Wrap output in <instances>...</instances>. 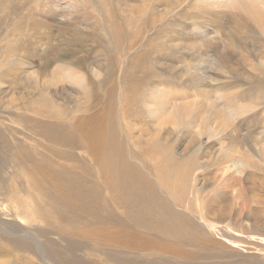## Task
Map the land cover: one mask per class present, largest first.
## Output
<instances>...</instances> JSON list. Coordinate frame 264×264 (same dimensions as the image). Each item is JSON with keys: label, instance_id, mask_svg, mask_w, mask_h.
<instances>
[{"label": "rangeland", "instance_id": "rangeland-1", "mask_svg": "<svg viewBox=\"0 0 264 264\" xmlns=\"http://www.w3.org/2000/svg\"><path fill=\"white\" fill-rule=\"evenodd\" d=\"M0 1L4 2L3 4L0 2V39L4 37L9 28L20 27L25 30V34L28 36L24 39L27 54L23 52L28 59L31 53L32 56L42 53L43 58L48 61L45 65H48L53 63L54 58H59L64 63H70L86 78L82 87L79 88L80 90H77L76 87L67 89L73 97L70 99L62 97L65 101L61 98L59 104L63 105L64 102L68 104L62 106L60 120L55 117L59 120L56 123V119L50 117L45 119V122H50V125L47 123L45 125L53 127L52 130H47L46 134L42 133L43 139L40 136L39 141L37 139L39 137H36V141L30 137L31 140H26L28 146H25L34 147L35 152L27 149L28 155H26V151L21 147L11 150L7 144L0 142L1 227L3 226L7 232L22 234L19 227L23 226L19 224L15 216L11 215V212L7 214L6 209L9 208L11 197H16V195L18 197L19 194L26 196L25 181L22 182L21 177L23 176H19V173L20 175L25 173L26 177L27 174L30 175L32 183H35L44 192V200H47L48 204L51 203L49 204L50 209L52 210V206H54V209L57 210L52 212L57 217L60 215L62 218L63 215L62 219H64L57 222L64 224L57 227L61 231L51 229L52 225L49 223L46 226L45 224L41 225V227L29 226L26 230L51 232L54 234L52 238L58 240L59 244L62 243L60 244L62 248L65 246V242L60 241L61 238L81 242L83 239L86 240V237L88 241V237H90L91 240L88 242L97 244L94 242L97 240L92 241V239H99L102 236L100 238L102 242L110 244L112 236L127 229L139 234L145 240L147 239L146 241L164 242L162 239L152 237L154 230L150 227L146 231L144 226L137 225V227L131 222L124 209H121L123 204L119 207L118 186L112 185L110 181L115 183L120 177L121 164L125 160L126 163L135 166L136 170L151 181V184H154L153 176L154 178L161 177L167 187L181 190L178 195L190 201L192 206H197L202 211L201 213L205 212V215L210 216L208 219L218 228L212 236H216L215 238L220 241L218 244L220 249L218 248L217 252L220 253L223 264H264V169L263 171L254 170L255 167H252V170L249 167V172L245 168V173L242 172L240 177L234 174L223 175L221 169L228 159L222 163L216 161L223 158L225 154H217L214 150L220 146L241 145V147H246V144L251 149L250 140L256 139L259 142L264 140V71L257 64L260 57H264V52L258 53L254 50L238 48L235 44L228 47L227 53L224 54H218L211 49L189 52L174 46L178 41L191 44L192 38L187 39L189 35L187 32L191 33L189 30L191 20L188 22V17L193 16L195 23L203 20L194 17L197 12L195 0H187L177 6L176 9L180 7L177 10V15H175V8L169 9V5H167L169 0H147L146 5H142V2L138 0H130V3L123 2V0H111V2L110 0H92L90 2L85 0L86 3L83 0H65L66 4L62 0L61 2L59 0ZM77 1H80V3L78 2L80 5L76 4ZM96 1H99V4ZM12 18L13 20H11ZM14 38L16 37L7 36L8 42L12 43L8 59H11L12 55L16 53L13 51ZM231 38L234 40V37ZM3 46L2 44L1 47L3 48ZM22 49L24 50V47ZM22 49L21 51H23ZM34 60L33 57L28 62H34ZM8 65L7 61L0 62V72ZM33 65L37 69L38 65L35 63ZM250 66H252L255 75ZM90 67L95 70L97 68L98 73L92 72ZM25 68L28 67L25 66ZM12 70L14 71V69ZM20 71L21 69L17 72L20 74ZM223 71L224 73H222ZM19 74L17 78L11 75L7 78L4 77L3 84L17 80L18 84L24 85L25 80ZM246 75L252 80L246 79ZM159 89H162L160 93L167 94V99H171V95L172 100L175 99L180 104L184 102L192 104L194 101H197V104H202L206 98H209L210 101L216 99L215 102H218L220 97L221 100L224 98L225 100H235L236 97H243L245 103L252 104L254 101L252 97L255 98V95H260L261 100L260 106L253 107L254 111L246 114L247 117L243 116L240 120L238 117V122L234 121L232 127L237 126L236 128L240 131L238 134L237 130L234 139L226 140L221 135L212 136L203 131L199 140L191 144L189 154L184 152L183 156H179L178 154L183 151L182 146L189 142L193 130L200 125L201 117L197 120L198 116H195V113H190L189 117L193 119L191 125H177L174 134L168 138V145L159 146L155 141L154 145H147L146 142L150 138L154 139L155 135L158 136L160 133L165 136L171 122V120L165 122L166 116L161 114L160 108L163 106L161 103L165 97L158 94ZM76 91L78 96L75 95ZM122 97L125 99L123 112H125L124 119L129 132L126 129L124 131L123 119L119 115V100ZM44 104L48 107L49 100L45 99ZM166 110L164 111H169L167 108ZM90 116L96 117L100 124V128L91 131L93 150L91 144L77 130L78 122H82ZM243 118H246L244 119L246 121L242 122ZM0 123L5 122L0 120ZM110 123L114 125L115 131L112 133L114 137L110 135ZM155 128H159V133H155ZM81 138L85 142H82ZM110 141L114 145H109ZM30 144L31 146H29ZM134 145L135 147H133ZM113 146L119 152V155L117 153L114 155L118 158L112 154L115 152L114 149L110 150ZM212 153L218 155V158L213 159L215 161L212 162L213 164L209 162L207 166H200L197 163L196 159L201 158V155L208 154L209 156ZM120 155H122V159H120ZM194 162L199 167L195 172L194 170L198 167L195 165L193 167ZM20 170L23 172H19ZM71 185H75V187ZM155 185L153 186L156 193L163 196L164 193L160 192L158 185ZM2 187H4L5 194L1 192ZM12 187L13 190H11ZM70 188L75 191H71ZM109 188H111V192ZM51 190L53 193L50 192ZM56 193H59V196ZM56 201H59L58 205H61L59 213ZM63 203L72 206L77 204V209L79 207L81 209L73 213L74 220L70 222V225H66L68 215ZM142 203L144 208L150 207V210H154V204L150 206L146 202ZM139 205H142L141 202ZM5 207L6 209H4ZM198 212L200 211L198 210ZM109 213L114 216L110 217ZM194 216L200 217L199 215ZM194 218L195 221L197 218ZM111 220L113 221L111 222ZM227 225L228 227H226ZM232 231L236 232L235 234L238 236H234L235 238L231 236ZM7 236L0 233V264L31 262L33 260H30L31 255L34 252L38 253L33 242L18 235ZM47 236L49 237V235ZM106 236L110 238L107 239ZM213 237L210 240L208 238L212 244L216 241ZM100 239L98 244L101 245ZM105 239L108 241L104 242ZM173 239L174 242L171 241V238H167V241L173 245L178 238L174 235ZM222 240L224 241L222 242ZM234 242L237 247L234 250L223 248V244ZM186 243H188L187 246H181L179 249L188 253L192 242L188 240ZM85 245L92 248L91 245ZM168 246H170L169 243ZM145 255L141 256L147 258ZM144 260L147 261V259Z\"/></svg>", "mask_w": 264, "mask_h": 264}, {"label": "bare ground", "instance_id": "bare-ground-1", "mask_svg": "<svg viewBox=\"0 0 264 264\" xmlns=\"http://www.w3.org/2000/svg\"><path fill=\"white\" fill-rule=\"evenodd\" d=\"M8 1L10 2L11 0H8ZM59 1L61 2V0ZM63 1L66 4L67 0L66 1L62 0V2ZM90 1L92 0H89V2ZM125 1H127L126 3H130V0H123V2ZM138 1L142 2V5L143 4L146 5L147 3V0H138ZM186 1L187 0H169L167 5H169L170 10L175 8L174 10L176 11L175 15H177V12H178L177 10L180 7H178V9H176V7L182 3H185ZM78 2L80 3V1H77L76 4L80 5L78 4ZM96 2L99 4V1H96ZM84 3H86V1ZM194 3H196V9H197V12L195 13L196 16H194L195 19H198V20L203 19V20L202 21L200 20L199 23H195L193 22L194 20L193 16H190V17L187 16L188 22L189 20H191V24L189 25V30L191 33L187 32L189 34L187 39L192 38L193 40L192 39L190 40L191 44L178 41L176 42L177 44L173 43L174 46H177V48L183 51H189V52L191 51L193 52L195 50H198V52L201 50L207 51L211 49V51H215L218 54L219 53L224 54V53H227L228 47H231L232 45L235 44L238 48H245L246 50H250V51L254 50V51H257L258 53L264 52V0H195ZM11 20H13V18ZM183 30L185 29L183 28ZM8 35H11L12 38L16 37L13 39L15 40L13 43V47H14L13 51H15L16 53L12 55L11 59H8L9 53L11 52L9 48L10 46H12V43L10 44L7 40ZM27 37L28 36L25 34V30H22V28L16 26L15 28H11V29L9 28V30L6 32L4 37L0 39V50H1L0 51V62L2 61L9 62V65L6 66V68H4L3 71L0 72V120L6 123V124L0 123V142L2 143L4 142L5 144H7V146L11 148V150L20 149L21 147L23 150L26 151V155H28V152H27L28 150L35 152V150L33 149L34 147L33 148L27 147L28 145H27L26 140H28L29 137L34 139L33 141H36V137H39L37 138L38 141L41 138L43 139L42 133L46 134L47 130H50L51 128H53L51 126H47V125H50V122L49 123L45 122V119L50 117V118L56 119L55 122L57 123L61 118L62 106H65L66 104H68L66 102H64L63 105H61L62 103L59 104L61 101V98L65 97V99H70L71 97H73L70 94L71 92L69 93L67 89L76 87L78 90L79 88L82 87L86 79L85 76L80 71H78L77 69H74V67L70 63H64L62 59L54 58L53 63H49L48 65H45V63H47L48 61H46V59L43 58L42 53H37V55H33V56L31 53L28 59L26 57L27 52H25L26 44L24 40ZM231 37H234V40ZM2 44L4 45L3 48L1 47ZM23 47H24V50L22 49ZM21 49L23 51H21ZM23 52H25L26 54ZM33 57L35 58L34 62H31L32 60L28 62V60L32 59ZM33 63L38 65L39 68L37 67V69H35V67H33L34 66ZM257 64L260 68H263V71H264V57L263 56L260 57L259 62ZM25 66H27L28 68H25ZM47 67L49 69H45ZM251 67L252 66H250V68ZM90 68L93 70L92 72H95V74L98 73L97 68L96 70L93 67H90ZM12 69H14V71ZM20 69L21 71L19 74V72L17 71ZM222 73H224V71ZM252 73H253V70H252ZM18 74L21 75V78L25 80L24 85L18 84L17 80L16 82L12 81V82H8V84H3L4 77L7 78L11 75L17 78ZM253 74L255 75V73ZM246 79L249 80L251 79V77L246 75ZM19 80L21 81V79ZM1 86H4V87H1ZM160 90L162 89L158 90L159 91L158 94L161 96H164L165 99L164 101L163 99H161L163 101L161 105L163 106L160 109L163 113L160 110L159 111L161 112V114L166 116L165 118L166 121L163 119L164 117L162 118L163 121L167 122V120H171V122L169 121L170 122L169 128L167 127L168 129L165 132V136H163V134H160L158 132L159 128H155V133L156 134L159 133V135L158 136L155 135L154 139L150 138L146 142L147 145H152V144L154 145V141L159 146L164 147V145H168L169 143L168 138H170L174 134V131L177 129V125H181V124L191 125L193 119L189 117L190 113L192 114L195 113V116H198L197 120L201 117L200 125H198L197 128L193 130L189 142L182 146L183 151H181V153L178 154L179 156L180 155L183 156L185 154L184 152H187V153L190 152L191 149L189 150V148L191 147V144L199 140V137L200 135L203 134L202 133L203 131L208 132V134L212 136L221 135V137L226 140L234 139L236 136V132L238 130L236 128L237 126L232 127L234 126L233 125L234 121L236 120V122H238L237 121L238 117H239L238 118L239 120L243 116L247 117L248 115L246 114L254 111L253 107L257 108L258 106H260V100H261L260 95H257V96L255 95V98L252 97L254 99L252 104L245 103L243 100V97H236L235 100L229 99L230 97L228 98L229 100H225V98L224 100H221V97H220V101L218 102H215L216 99L214 101H210L209 98H206V100L203 103L201 102L202 104H197V101H194L192 104H186L185 102L183 104H180L179 102L177 103L175 99L172 100L171 95H170L171 99L169 98L167 99L166 98L167 94L165 95L163 93H160ZM75 95L76 96L79 95L77 91L75 92ZM4 98L6 99L4 100ZM159 98H162V97H159ZM45 99L49 100L48 107L45 106L44 104ZM154 99L156 98L154 97ZM124 105H125V99L122 97L119 100V109H120L119 115L123 119L122 125L124 127L123 126L122 127L124 128V131L126 129L127 132H129V128L126 125V121L124 119L125 117V114H124L125 112H123L125 110L123 107ZM166 108L169 109L168 112H166L167 111ZM49 113H51V115H49ZM55 117H57L59 120H57V118ZM156 117L158 116L156 115ZM244 119L246 118H243L242 122L246 121ZM46 123L47 125H45ZM96 128H100V124L98 123V119L93 116H90L89 118L84 119L82 122H78V125H77V130L81 132L82 137L84 136L86 140L89 142V144H91L92 150H93L94 144L91 141V131L95 130ZM109 131H110L111 137H114L112 133L115 131V129L112 123H110ZM238 134H240L239 130H238ZM40 136L42 137L40 138ZM111 141L113 142V140ZM82 142H85V141L82 139ZM112 142L109 145H114ZM249 143H251L250 145H252L251 149H249L248 144H246V147H241V145L235 146V147L220 146L214 149L217 154L219 153L225 154L223 158L218 159L216 161L218 162L220 161L222 163V161L228 159L227 163L223 164L222 169H221V172L223 173V175L234 174L237 177H240L242 175V172L245 173V168H247L248 170L249 167L251 168L255 167L254 170L263 171L264 169V140L259 142L256 139H253V140H250ZM31 144L29 146H31ZM133 147H135V145ZM113 149L115 151V152H112L113 156L115 155V153L119 155V152L115 148V146H113V148L110 150H113ZM217 154L212 153L209 156L208 154H206L205 156L201 155V158H197L196 161L200 166H207L209 162L211 163L215 162L213 161V159L218 158ZM12 155L14 157V153ZM121 156L122 155L119 156L120 159H122ZM114 157L118 158L116 156ZM109 163L111 164V162ZM194 165H195V162L193 164V167ZM197 169H199V167L196 168L194 172ZM21 171L23 172V170H20L19 172ZM119 174H120V177L117 179L119 181L116 180L115 183H113V181L109 180L112 185L115 184L116 186H118L117 194L120 197L119 198L120 203H118L119 207L121 206V204H123L121 209L122 208L124 209L126 214L129 216L131 222L136 224V226L137 225L142 226V227L144 226L146 231L150 227L152 230H154V235L152 237H155L156 239H162V241L164 242L146 241L147 239L145 240L139 234L132 232L130 229H127L124 232H121V231L117 232L111 238L109 237L110 244L103 243L102 240L100 239L102 238L101 236L99 238L101 240L100 242H102V244H105V245L98 244L99 239H92V241L97 240V241H94V242H97V244L96 243L90 244L91 242H88L91 240L90 237H88L89 238L88 241H87V237H86V240L83 239L87 243H85L83 240L82 242L80 239L79 240L81 242H76L73 240H64V238H61L62 240L60 241L65 242V246L62 248L60 247V244L62 243L60 242L59 244L58 240L53 239L54 237L52 238V235L54 234H52L51 232L50 233L47 231L43 232L42 230L38 232L37 231L30 232L29 230H26V228H28L29 226H33V227L40 226L41 227V225L45 224L46 226L49 223L52 225L51 229H54V230L57 229L59 231L60 229L57 227L61 224L62 225L64 224L62 222L60 223H57V222H59V220H64V219H62L63 215L61 218L60 215L59 217H57V215L53 213L54 212L53 210H56V209H54V206L52 205L50 206H52L53 209L52 210L50 209L49 204L51 203L49 202L48 204L47 200H44L45 199V196L43 195L44 192L41 190L39 186H36L35 183L34 184L32 183L31 181L32 177L29 175L31 177L30 178L28 174L26 177L25 173H22L21 175L19 173V176H23L21 177L22 178L21 181L22 182L25 181L24 184L26 186L25 188H26L27 194L26 196L24 195L21 196L22 194L21 195L19 194L18 197L16 195L17 198L11 197V203L8 205L9 208L6 206L8 210L6 209V207L4 209H6L7 214L8 212H11V215L13 217L15 216V219L19 222V224L23 226V227L21 226L19 227L22 230V234H14L12 232H7L6 229L3 228V226L2 227L0 226V233L8 235L7 237H10V236L13 237L16 235L22 236L24 239H29L31 240V242H33L38 253L34 252L33 255H31L32 258L30 260L33 259L31 262L23 261L21 262V264H28V263L29 264H223L221 262L220 253L217 252L219 251L218 248L220 249V246H218V244H220L219 243L220 241H218L219 240L218 238H215L216 236L215 237L212 236V234L214 235V231L218 228L215 226L213 222H210V220L208 219L210 218L209 215H205L204 211H203L204 213H201L202 211L197 206H192V203L190 201L178 195V193H180L181 190L171 189L169 186L167 187L162 182L163 179H161V177L154 178L153 176L152 179L154 180V184H156L155 186L158 185L160 192L164 193L162 194L163 196H160V193L159 194L156 193L154 186H153L154 184H151V181L148 178H146L140 171L136 170L135 166H133L132 164L126 163L125 160H123L121 164V169H120ZM70 184L71 183L69 182V185ZM73 186L75 187V185ZM168 188H170L171 190ZM109 189L111 192V188ZM11 190H13V187ZM71 191L74 192L75 190H71ZM1 192L5 194L4 187H2ZM50 192L53 193L52 190ZM56 194L58 195L59 193H56ZM107 194L109 195L108 192ZM33 196H35V199H33ZM51 198L53 197L51 196ZM136 199H137V202L140 201L142 205H139L140 202H138L137 204ZM12 202H13V207H12ZM56 202L58 205L59 201H56ZM142 202H146L150 204V206L151 204L152 205L154 204L153 206L154 210H150L149 209L150 207L144 208L145 206L143 205ZM60 206L61 205L56 206L58 209V213L61 212ZM64 206L67 212L66 214L68 215L66 217V222H67L66 225L68 224L70 225V222H73L74 220L73 213L81 209L80 207L79 209H77L78 208L77 204H75L74 206L70 204L68 205L64 204ZM12 209H14V211H12ZM198 210L200 212H198ZM208 213L210 214V212ZM194 215H199L200 217L194 216ZM111 216L112 215L110 214V217ZM194 217L197 218L195 221H194L195 219ZM113 220H111V222ZM86 221H88V219ZM114 224H115V221H114ZM226 227H228V225ZM143 232L145 233V231ZM235 233H233L232 231V233L230 234L233 237L238 236ZM47 235H49V237ZM174 235L178 238V240L175 244L171 245V242H168L167 238H171V241L173 240L174 242V239H173ZM211 236L214 239H216V241L213 240L214 241L213 244H212V241H209L210 239H212ZM96 238H98L97 235H96ZM106 238L109 239L107 236ZM113 239L116 241L115 245H114ZM188 240L192 242V245L189 246L191 248H190V251L187 253V251L179 249V247L187 246L188 243L186 242ZM106 241L108 240L105 239L104 242ZM223 241L224 240H222V242ZM168 243L170 244V246H168ZM85 244L91 245L92 248L87 247V245ZM235 244H236L235 242L225 243L223 244L224 245L223 248H229V249L234 250V248H237ZM18 247H20V245H18ZM146 253L147 254L149 253V254L145 255ZM132 255H136V256H132ZM141 255L142 256L145 255L147 258H144ZM144 259H147V261Z\"/></svg>", "mask_w": 264, "mask_h": 264}]
</instances>
